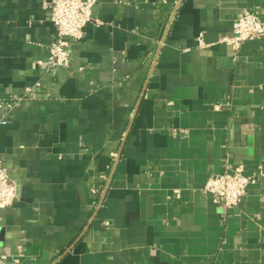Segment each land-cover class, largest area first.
Here are the masks:
<instances>
[{
  "label": "crops",
  "instance_id": "obj_1",
  "mask_svg": "<svg viewBox=\"0 0 264 264\" xmlns=\"http://www.w3.org/2000/svg\"><path fill=\"white\" fill-rule=\"evenodd\" d=\"M246 10L264 0H98L46 71L43 0H0L9 262L264 264V37L221 40ZM238 166L257 181L225 212L205 185Z\"/></svg>",
  "mask_w": 264,
  "mask_h": 264
},
{
  "label": "built area",
  "instance_id": "obj_2",
  "mask_svg": "<svg viewBox=\"0 0 264 264\" xmlns=\"http://www.w3.org/2000/svg\"><path fill=\"white\" fill-rule=\"evenodd\" d=\"M98 0H43L49 11L50 19L56 27L57 38L51 44L47 59L39 60L38 65L46 71H53L58 67H68L71 63V40H80L85 35V28L90 22L100 23L93 17V8ZM264 37V18L255 11L246 10L233 21L232 33L222 37V41L238 51L241 45L248 40ZM198 45H205L203 34L198 38ZM24 97H13L4 106L5 115L9 114ZM218 109L219 105H215ZM6 117V116H5ZM6 124V119L1 120ZM256 176L244 173V167L216 173L209 177L205 191L211 195L216 207L223 211L240 204L249 185L256 183ZM17 187L15 180L10 176L5 164L4 155L0 154V222L1 212L8 209L16 200ZM8 253L3 250L0 242V264H22L18 257L8 261Z\"/></svg>",
  "mask_w": 264,
  "mask_h": 264
},
{
  "label": "water",
  "instance_id": "obj_3",
  "mask_svg": "<svg viewBox=\"0 0 264 264\" xmlns=\"http://www.w3.org/2000/svg\"><path fill=\"white\" fill-rule=\"evenodd\" d=\"M3 240H4V229L0 228V242H2Z\"/></svg>",
  "mask_w": 264,
  "mask_h": 264
}]
</instances>
